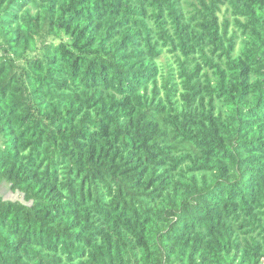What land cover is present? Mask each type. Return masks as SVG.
I'll return each mask as SVG.
<instances>
[{
    "label": "trees",
    "instance_id": "obj_1",
    "mask_svg": "<svg viewBox=\"0 0 264 264\" xmlns=\"http://www.w3.org/2000/svg\"><path fill=\"white\" fill-rule=\"evenodd\" d=\"M0 184V264H264V0H0Z\"/></svg>",
    "mask_w": 264,
    "mask_h": 264
},
{
    "label": "rangeland",
    "instance_id": "obj_2",
    "mask_svg": "<svg viewBox=\"0 0 264 264\" xmlns=\"http://www.w3.org/2000/svg\"><path fill=\"white\" fill-rule=\"evenodd\" d=\"M0 195L11 197V193L7 191V187L4 184H0ZM15 197V196H13ZM12 197V198H13Z\"/></svg>",
    "mask_w": 264,
    "mask_h": 264
}]
</instances>
